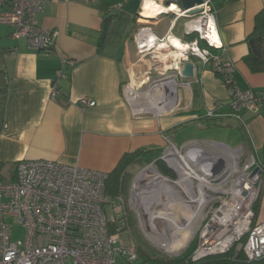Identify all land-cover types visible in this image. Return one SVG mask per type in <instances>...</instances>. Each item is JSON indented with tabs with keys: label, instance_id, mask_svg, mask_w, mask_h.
<instances>
[{
	"label": "crops",
	"instance_id": "0c3cea01",
	"mask_svg": "<svg viewBox=\"0 0 264 264\" xmlns=\"http://www.w3.org/2000/svg\"><path fill=\"white\" fill-rule=\"evenodd\" d=\"M145 1L51 0L39 15L41 28L55 35V49L50 52L29 47L26 39L12 36V27L0 25L2 170L12 166L15 173L21 160L42 159L79 164L110 174L125 153L169 148L175 151L189 141L214 145L195 146L196 150H192L206 159L225 156L216 151L217 146L235 150L244 147L264 162V106L256 113L243 110L247 126L227 117L206 116L217 102L224 109L228 107L227 88L211 65L205 66L197 59L196 76L190 84L180 83L174 97L169 89L147 86L136 90V83L153 66L148 56H141L134 39ZM152 1L166 9L173 5H168L172 0ZM214 4L224 44L219 53L235 66L236 84L242 89L264 90V72H252L244 61L249 53L247 37L255 28L264 0H214ZM163 15L173 17L168 29L159 34L156 28ZM182 18L185 17L176 11L166 10L148 20L156 36L165 37L171 31L176 37ZM182 29V36L177 38L190 39L184 26ZM54 85L59 89L57 94L52 93ZM84 97L95 100L96 105L81 107L78 101ZM167 101L173 110L169 108L156 116ZM188 127L196 128L198 138L183 132ZM178 139L181 142L176 144ZM179 152L182 157H176V166L184 176L183 159L189 155ZM195 152L190 151L192 156ZM149 176L147 180V174L141 175L143 179L136 183H149ZM159 176L162 178L151 191L153 196L156 194L154 201L169 203L171 210L179 209L182 214L174 211L156 218L167 222L189 219L184 210L189 203L183 197L188 194L182 186L184 182L170 184V176ZM259 201L257 220H264V185Z\"/></svg>",
	"mask_w": 264,
	"mask_h": 264
},
{
	"label": "built area",
	"instance_id": "2783aa9c",
	"mask_svg": "<svg viewBox=\"0 0 264 264\" xmlns=\"http://www.w3.org/2000/svg\"><path fill=\"white\" fill-rule=\"evenodd\" d=\"M50 1L0 0V25L12 27V36L26 39L35 50L54 51L55 35L45 32L39 23V15ZM196 8L201 9L197 15L176 11L187 18L184 29L190 37L180 39L183 47L179 48L170 41L171 31L158 37L149 21L140 22L142 6L134 39L141 56H148L153 66L136 83V90L147 86L163 88L173 95L180 83L190 84L179 73L182 62L199 59L205 66H212L228 91L227 109L217 102L206 116L227 117L247 126L243 110L258 112L264 106V90L242 89L234 81L235 66L219 53L224 44L214 0H204ZM59 74L63 76L61 71ZM58 92L54 85L52 93ZM78 104L93 107L96 101L84 97ZM169 108L167 101L155 115L161 116ZM205 144L189 141L183 145L189 155L183 159L186 171L193 182L198 180L194 204H198V212L203 216L193 259L234 248L242 251L248 261L264 259V220H257L255 210L263 192L264 162L244 147L235 150L218 146L216 151L225 156L204 160L203 154L192 150H196L195 146L210 147ZM175 151L162 155L171 167L170 159L182 157L178 149ZM190 151L196 155L192 156ZM219 159L226 162L227 172L214 175L213 168ZM108 178L109 173L97 169L41 159L21 160L10 181H4L0 173V264H137V246L121 237L125 231L122 204L115 203L113 210L117 214L111 218L105 212L110 203L106 192ZM10 217H16L24 228V239L13 241Z\"/></svg>",
	"mask_w": 264,
	"mask_h": 264
},
{
	"label": "rangeland",
	"instance_id": "374dc122",
	"mask_svg": "<svg viewBox=\"0 0 264 264\" xmlns=\"http://www.w3.org/2000/svg\"><path fill=\"white\" fill-rule=\"evenodd\" d=\"M171 3H173V2L171 1ZM170 4H168V5H170ZM167 8H169V7H167ZM166 10H168V9H164V11H166ZM170 11H174V10H170ZM142 13H144V12L142 11ZM162 13H159V15H161ZM172 17H173V15L161 16V20L159 21V26L156 28L157 33L162 34L168 29L169 24L172 21ZM185 20H187V18H182L178 22V27L175 31V34L177 36H182V31H183L182 28L185 24ZM183 132L186 134H190V136H195L194 138H198L197 137L198 132L196 131V128L193 129V128L188 127L185 130H183ZM179 142H181L180 139H178V142L176 141V144H178ZM197 142L203 143L202 141H197ZM205 145L212 146L209 143H207ZM171 146L175 147L174 145H171ZM177 149L179 151H182L184 154H186L188 151V148L184 149V147L177 148ZM172 152H174V149L170 150V148H169L167 150H164L161 152L160 157L162 158V155L164 153H167V156H168ZM201 158L206 160V158L204 156H201ZM162 160L164 161L163 158H162ZM195 164L200 165L197 162H195ZM150 166H152V168H154L159 174H163V173H161L160 169L158 168V165H156L155 160L151 161L150 163L147 162V164H146V162H140V163L133 164L129 169V173H131V180L129 181L130 189L127 191L128 195L124 196V198L121 197L123 199L122 201H119L118 199H116V196L113 197V196L108 195L110 203L106 204V206H105V212H106L107 216L109 218H111L113 215L115 216L117 213L115 214V211L113 210V208L116 205L119 206L120 204H122L123 207H121L120 212L123 215V220L125 223V225H124L125 231L122 233L121 237L124 238L126 243H131V244L136 245L137 251H138V246L140 245L145 250H147L148 252H151L152 254H155L157 256L179 257V256H182L183 254H185L187 251H189V249L192 248V246L195 244H196V247H195V250H196L198 247L199 231L202 227L203 216L200 218L197 217L196 220H194L195 219L194 218L193 219L194 222H193L192 226H190L191 229L187 226L186 227L187 229L185 228L184 231H181L180 233L177 232L179 237L177 239H174L173 231H170L168 229V228L171 229L172 227L168 226L167 220L158 219L156 217L159 215L165 216L166 213L174 212V211H177L178 214L181 215L182 212L179 209H172L171 210L172 207H170L171 205L169 203L164 202V204H163V203H161V201H156V202L154 201V199H155L154 196H156V194L153 196V193H151V191L154 189V186L157 185V183L151 182V183H147L144 185L140 184V183L139 184L136 183V181H138L139 179L140 180H141V178L143 179V177H141V175L144 177L146 176L144 174L145 170L147 168H149ZM196 167L198 169L201 168L199 166H196ZM171 170H172V172L175 173V176L169 177V179L172 181L170 184H173L174 182L178 181L180 175L178 174L179 172L175 168L171 167ZM0 173H1L2 179L4 181H10L11 179H10L9 175L14 174V169H12V166H10L4 170H0ZM146 174H147L146 179L150 180L149 174L148 173H146ZM163 175H165V174H163ZM184 176L186 177L185 174H184ZM178 183H180V182L178 181ZM163 184H166V182L164 181ZM175 185L176 184H174V186ZM195 185H198V180H196V179L194 180V182H191V180H189L185 184L182 185L183 188L185 189V191L188 193L186 195L183 192L184 193L183 197L189 201V203H186L187 206H185L184 210H186V212H187L188 211V205H189L190 206L189 208H191L190 211L193 213L195 211V215L189 214V219H187V220L185 219L184 221L181 220L182 225L180 226V228H184L185 225L187 224V222L191 220L192 216H199L200 214H202L201 211L198 212V207H199L198 204H196V203L194 204L192 202V201H194L193 199H195L197 197V194L195 191ZM177 188L178 187L176 186V189ZM178 191H179V188H178ZM127 192H125V193L123 192L124 195ZM163 200H166V198H164ZM115 203H116V205H115ZM118 209H120V208H118ZM9 221L12 223V226H13V229H12L13 241H16L18 239H24L25 231H24V228L17 222V218L16 217H10ZM158 230L161 233L166 232L169 236H171L172 237V244L167 245V243L163 242L162 240L158 241V239H157V235H158L157 231ZM195 250L193 251V253L195 252ZM119 261H122L121 258L119 259Z\"/></svg>",
	"mask_w": 264,
	"mask_h": 264
},
{
	"label": "trees",
	"instance_id": "16d2710c",
	"mask_svg": "<svg viewBox=\"0 0 264 264\" xmlns=\"http://www.w3.org/2000/svg\"><path fill=\"white\" fill-rule=\"evenodd\" d=\"M147 18L142 17L141 23L148 22ZM249 53L244 61L252 72H264V8L257 14L253 32L247 37ZM235 81V80H234ZM162 150L148 149L125 153L120 159L116 168L109 174L106 183L107 195L116 196V199L128 195L129 181L131 173L129 169L133 164L140 162L150 163L156 160L160 171L168 176H175V173L160 159ZM127 192L125 195L124 193ZM260 201L255 206L256 215L258 214ZM196 244L185 254L179 257L157 256L138 246V264H264V259L258 261H248L242 251L235 248L226 253L212 254L197 260L193 259V251Z\"/></svg>",
	"mask_w": 264,
	"mask_h": 264
},
{
	"label": "bare ground",
	"instance_id": "6f19581e",
	"mask_svg": "<svg viewBox=\"0 0 264 264\" xmlns=\"http://www.w3.org/2000/svg\"><path fill=\"white\" fill-rule=\"evenodd\" d=\"M175 3H173V5L171 7L168 8L167 11L169 10H174V11H177L178 10V7L177 5L174 6ZM164 9H166L165 7H163L161 4H158L156 3L155 1H152V0H146L145 3L143 4V12L142 13V17L144 18H152V17H158L159 13H162L164 11ZM170 41L173 43V45L179 47V48H182L183 45H182V41H180L179 38L171 35L170 37ZM162 47V46H161ZM160 47V48H161ZM40 160V159H39ZM42 160V159H41ZM170 162L172 163L173 167L179 172L177 166H176V163H177V159L176 157L173 158V159H170ZM183 164H184V167H182L181 169H183L185 172H186V177L180 175L179 176V182H181V184H184L188 181V180H192L193 179L190 177V175L188 174V170L186 171V166H185V163L183 161ZM185 168V169H184ZM17 169V168H16ZM146 173L150 174L153 178L151 179L152 181H149V183L151 182H156L158 181L159 179H161L162 177L159 176L158 172L152 168V166H150L149 168H147L145 170V175ZM180 174V173H179ZM146 180V179H145ZM147 181V180H146ZM168 181V180H167ZM179 185H181L180 183H178ZM195 201V199H193ZM186 206V205H185ZM190 206L188 205V215L189 214H193L195 215V211L194 213L190 211L191 208H189ZM186 211V210H185ZM202 214H200L199 216H192L191 220L187 222V224L185 225L184 228H180V226L182 225L181 223V218H178V219H171L170 221L168 220V226L169 227H172L171 229L168 228L170 231H173V235H174V239H177L179 236H178V233H180L181 231H184V229L188 226L190 229L194 222V220H196V218H200ZM171 217V216H169ZM195 218V219H194ZM186 218H184L183 220H185ZM194 219V220H193ZM180 220V221H179ZM191 224V225H190ZM174 226V227H173ZM159 228V227H158ZM187 229V228H186ZM160 230V229H159ZM159 230L157 231V239L158 241L159 240H162L163 242H166L167 245L168 244H172V237L169 236L166 232H159ZM189 230V229H188ZM159 232V233H158ZM178 232V233H177ZM156 240V239H155Z\"/></svg>",
	"mask_w": 264,
	"mask_h": 264
},
{
	"label": "water",
	"instance_id": "95a60500",
	"mask_svg": "<svg viewBox=\"0 0 264 264\" xmlns=\"http://www.w3.org/2000/svg\"><path fill=\"white\" fill-rule=\"evenodd\" d=\"M204 0H172L178 7L177 12L187 11L190 15H197L201 12V9L196 8L201 5ZM171 2H168L170 4ZM197 63L194 59L188 61H183L180 65L179 73L185 79L191 80L196 76L197 73ZM226 171V162L223 159H219L215 167L213 168L214 175H221ZM144 185V184H143Z\"/></svg>",
	"mask_w": 264,
	"mask_h": 264
},
{
	"label": "flooded vegetation",
	"instance_id": "af4514ba",
	"mask_svg": "<svg viewBox=\"0 0 264 264\" xmlns=\"http://www.w3.org/2000/svg\"><path fill=\"white\" fill-rule=\"evenodd\" d=\"M173 97L175 96V94L172 95Z\"/></svg>",
	"mask_w": 264,
	"mask_h": 264
}]
</instances>
